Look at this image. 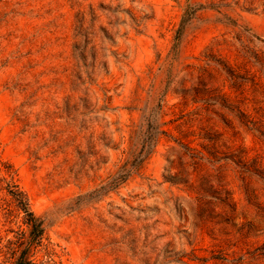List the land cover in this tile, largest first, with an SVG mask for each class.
I'll return each instance as SVG.
<instances>
[{"label": "rangeland", "instance_id": "374dc122", "mask_svg": "<svg viewBox=\"0 0 264 264\" xmlns=\"http://www.w3.org/2000/svg\"><path fill=\"white\" fill-rule=\"evenodd\" d=\"M7 169L0 264H264V0H0Z\"/></svg>", "mask_w": 264, "mask_h": 264}, {"label": "trees", "instance_id": "16d2710c", "mask_svg": "<svg viewBox=\"0 0 264 264\" xmlns=\"http://www.w3.org/2000/svg\"><path fill=\"white\" fill-rule=\"evenodd\" d=\"M0 191L6 190V195L8 199L5 200L7 204V213L9 221H12V213L17 216H21V224L19 225L20 232L18 234H25L29 232L30 237L34 238L36 236L42 237L44 233L43 221L35 214L31 209L29 198L24 190L21 189L19 184L14 181V173L11 169H7L5 175L0 177ZM22 214V215H21ZM26 226L25 228L22 226ZM22 239L18 235L16 238H9L5 247H12V244L21 245ZM5 258L2 263L6 264L10 262L12 264V252L9 250L5 252ZM16 264V263H15Z\"/></svg>", "mask_w": 264, "mask_h": 264}]
</instances>
